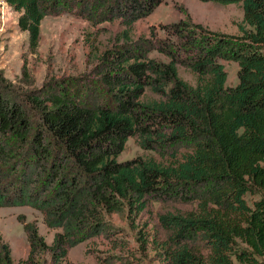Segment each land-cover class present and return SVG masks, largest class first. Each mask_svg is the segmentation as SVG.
Listing matches in <instances>:
<instances>
[{
	"label": "trees",
	"instance_id": "1",
	"mask_svg": "<svg viewBox=\"0 0 264 264\" xmlns=\"http://www.w3.org/2000/svg\"><path fill=\"white\" fill-rule=\"evenodd\" d=\"M4 1L30 53L47 15L119 25L102 50L85 36L88 73L22 89L0 72V207L30 206L59 229L48 244L18 215L29 251L17 264H61L107 216H136L149 201L188 206L158 214L165 264H264V0H201L241 3L239 35L188 17L137 38L134 23L164 0ZM220 60L238 64L234 86ZM129 137L160 159L118 160ZM0 264H14L7 243Z\"/></svg>",
	"mask_w": 264,
	"mask_h": 264
},
{
	"label": "rangeland",
	"instance_id": "2",
	"mask_svg": "<svg viewBox=\"0 0 264 264\" xmlns=\"http://www.w3.org/2000/svg\"><path fill=\"white\" fill-rule=\"evenodd\" d=\"M1 5L7 6L4 11ZM1 10L0 16L4 12V22L0 23V72L22 89L38 87L50 78L88 73L91 65L87 60L89 49L84 43L85 36L90 40L96 38L94 45L96 49L102 50L110 35L119 29L118 21L92 26L88 21L67 12L47 15L41 21L36 52L30 53L27 33L17 27L18 13L7 4H0ZM188 17L192 23L228 35H239V26L243 25L241 3L164 0L149 15L134 23L132 36H148L150 30L163 35L166 25ZM149 57L167 60L157 51L150 52ZM220 62L227 73L226 85L234 86L238 81V64L229 60ZM24 63L33 78L32 86L20 81ZM178 73L186 82L195 83V76L190 70L178 66ZM138 156L160 159L153 151L142 149L134 137L127 139L117 159L126 160ZM175 206L188 209L186 205L149 201L147 207L136 216H107L106 230L71 247L61 264H165L161 247L165 234L158 222V214ZM20 214L27 221L37 222L39 233L48 244L54 232L59 230L47 228L42 222L41 213L30 206L0 207V244L9 245L14 264L25 258L29 251L22 224L17 220Z\"/></svg>",
	"mask_w": 264,
	"mask_h": 264
},
{
	"label": "built area",
	"instance_id": "3",
	"mask_svg": "<svg viewBox=\"0 0 264 264\" xmlns=\"http://www.w3.org/2000/svg\"><path fill=\"white\" fill-rule=\"evenodd\" d=\"M0 4H7L4 0H0ZM2 10L4 11V8L7 7L6 5H1ZM2 10L0 12H2ZM4 22V12L0 16V23L2 24ZM2 28V25H0V29Z\"/></svg>",
	"mask_w": 264,
	"mask_h": 264
}]
</instances>
